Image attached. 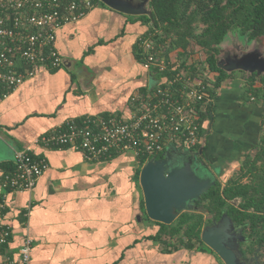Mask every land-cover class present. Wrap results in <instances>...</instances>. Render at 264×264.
<instances>
[{
	"label": "crops",
	"instance_id": "1",
	"mask_svg": "<svg viewBox=\"0 0 264 264\" xmlns=\"http://www.w3.org/2000/svg\"><path fill=\"white\" fill-rule=\"evenodd\" d=\"M145 30L134 16L97 5L58 31L63 65L40 68L0 102V199L7 202L2 222L12 228L0 263L17 260L31 238V264H224L197 244L172 248L150 238L159 226L143 214L140 162L132 152L89 161L80 150L40 142L70 119L130 115L131 98L156 85L137 55ZM243 91L236 76L215 92L206 144L232 170L242 152L258 143L264 114L259 101H242ZM26 148L46 158L49 168L31 191L8 193L3 176Z\"/></svg>",
	"mask_w": 264,
	"mask_h": 264
},
{
	"label": "built area",
	"instance_id": "2",
	"mask_svg": "<svg viewBox=\"0 0 264 264\" xmlns=\"http://www.w3.org/2000/svg\"><path fill=\"white\" fill-rule=\"evenodd\" d=\"M94 6V0H0V102L40 68L63 65L57 48L58 31L85 18ZM137 45L144 69L161 76L150 92L131 98L134 108L130 115L70 119L41 136L44 146L71 147L89 161L125 152H132L139 161L142 157L155 158L169 145L196 148L203 143L201 115L214 102L213 75L207 70L199 72V68L196 74L181 68L168 76L170 63L158 55L152 36L141 35ZM170 58L172 63L177 61ZM48 168L47 159L34 155L31 148L19 150L14 168L3 176L2 186L8 193L31 191ZM6 209L3 197L0 245L7 246L12 228L2 222ZM33 243L26 238L19 258L6 257L0 264H31Z\"/></svg>",
	"mask_w": 264,
	"mask_h": 264
},
{
	"label": "trees",
	"instance_id": "3",
	"mask_svg": "<svg viewBox=\"0 0 264 264\" xmlns=\"http://www.w3.org/2000/svg\"><path fill=\"white\" fill-rule=\"evenodd\" d=\"M94 2L96 5L100 0ZM149 5L152 11L150 16L134 17L146 27L143 32L144 37L152 36V40L157 45L158 55L168 59L171 70L166 75L172 76L181 68L195 74L198 68L199 72L207 70L213 75V95L227 80L236 75L234 71L227 72L218 66L221 45L227 37L233 34L248 42L264 39V0H150ZM174 52L177 54V61L172 63L170 56ZM195 54H202L204 57L193 60ZM137 55L140 59V53ZM239 72L240 77L244 79L242 101L244 103L259 101L264 108V74ZM154 76L158 80L161 74ZM207 120L209 122L205 127ZM213 120L214 104L211 103L201 115L203 124L201 134L207 136V139ZM201 145L195 149L199 150ZM160 156L161 153L156 155V157ZM147 160L149 159L145 157L140 158L137 179L141 167ZM235 197L241 198L244 211L227 203V200ZM219 199L222 200L223 205L237 210L233 213L231 210L228 212L239 216V219L237 218L239 224L245 220L248 222V237L252 240L258 239L264 244V114L258 144L253 154L246 153L242 157L236 170V179L232 180L230 187H227L222 194L219 192V185L210 188L197 205L219 218ZM142 203L143 214L149 219L146 215L144 199ZM204 217V214L196 210H187L180 213L170 225L152 220L159 229L150 238L166 247L175 248L184 245L193 248L197 244L201 250L213 253L201 239ZM255 244L254 242L253 245ZM6 247L0 245L3 251ZM252 250V247H247L248 252Z\"/></svg>",
	"mask_w": 264,
	"mask_h": 264
},
{
	"label": "water",
	"instance_id": "4",
	"mask_svg": "<svg viewBox=\"0 0 264 264\" xmlns=\"http://www.w3.org/2000/svg\"><path fill=\"white\" fill-rule=\"evenodd\" d=\"M100 1L109 8L126 15L150 16L152 13L150 0ZM226 56L218 58V66L227 72L244 71L258 75L264 74V54L260 49L241 56H231L227 61ZM206 144L207 136H204L200 152H203ZM179 149L174 145L167 146L160 158H151L142 166L139 177L146 215L153 221L167 225L172 224L183 211L192 210L194 203L199 201L216 181L212 174L195 173L190 163L183 162L178 155L176 150ZM229 226L230 220L224 216L221 223L205 227L201 239L224 264H246L239 260L235 252L237 246L229 242L231 238L228 234Z\"/></svg>",
	"mask_w": 264,
	"mask_h": 264
},
{
	"label": "flooded vegetation",
	"instance_id": "5",
	"mask_svg": "<svg viewBox=\"0 0 264 264\" xmlns=\"http://www.w3.org/2000/svg\"><path fill=\"white\" fill-rule=\"evenodd\" d=\"M261 45L262 44L259 40H256L255 44L254 43L251 44L246 40L245 46L239 45L238 41H233L229 46H224V48H221V51L222 50L223 51H222V55L220 56L225 57L227 55L226 56L227 58H225V60L227 61L228 58L231 56H241L244 53L258 50L261 48ZM257 144L248 148L247 151H243L242 157L246 153L253 154L254 148L257 146ZM176 152H178V155L181 156L183 162L190 163L191 168L193 169V171H195V173L199 175L206 173L214 175L216 179L214 186L219 185V192L221 194L224 192V190L227 187L228 188L230 187V183L232 182V180L236 179V170L239 168V166L235 168L232 171V173L228 172L227 170L229 169V167L226 168L224 166L225 160L223 156H221L220 154L219 157H217L214 152L207 151V149L203 150V152H200V149L196 150L195 148H191V147H182L179 150H176ZM160 157H156V158H160ZM242 157H240L239 161H241ZM236 199L238 201H236ZM197 202L198 201L194 203V208L191 211L196 210L204 214L205 222L203 224L202 231L205 227H211L216 225L217 223H221L224 216H227L230 220L228 234L231 235V238L229 239V242L237 246L235 252L239 257V260L241 262H245L246 264H256V263L264 264L263 242L261 243L260 240L258 239L252 240L251 238H249L247 233L248 222L245 220L243 221L242 224H239L238 222L239 216H235L234 214H229L228 212L229 210H231V212L233 213L236 212L237 210L235 209L232 210L227 205H223L222 200L219 199V218H216L213 214H211L209 211L204 209L202 206H198ZM227 203L235 206L236 209L240 211H244V209L242 208V200L239 197H235L234 199H229L227 200ZM254 242L256 243L255 245H253ZM249 246L253 248L251 252L247 251V247Z\"/></svg>",
	"mask_w": 264,
	"mask_h": 264
},
{
	"label": "rangeland",
	"instance_id": "6",
	"mask_svg": "<svg viewBox=\"0 0 264 264\" xmlns=\"http://www.w3.org/2000/svg\"><path fill=\"white\" fill-rule=\"evenodd\" d=\"M97 5H101V6H103L104 8H108V9H111V8H109L108 6H106V5H104L101 1H100V3H98V4H96L95 6H97ZM95 6L93 7V8H95ZM93 8L89 11V13L93 10ZM113 10V9H112ZM115 11V10H114ZM88 13V14H89ZM233 41H238V43H239V45H241V46H245V43H246V40H244L243 38H239V37H237L236 35H230L229 37H227V39L223 42V44L221 45V48H224V46H229ZM260 42H261V52L264 54V39H260L259 40ZM251 44L252 43H256V40H254V41H252V42H250ZM263 50V51H262ZM223 51V50H222ZM222 51H221V55H222ZM199 54V53H198ZM198 54H195V56H193V60L195 59V60H199V58H201V57H204V55H202V54H200V55H198ZM172 56H173V58H175V60H177V54H176V52H174V53H172ZM198 62V61H197ZM234 73L238 76V77H240V72L239 71H234ZM236 75H233V78L234 77H236ZM241 78V77H240ZM241 80H242V82L244 83V79L243 78H241ZM228 81V80H227ZM227 81H226V83H227ZM241 162V161H240ZM230 170H231V172H230ZM228 172H230V173H232V167H230L228 170H227Z\"/></svg>",
	"mask_w": 264,
	"mask_h": 264
}]
</instances>
